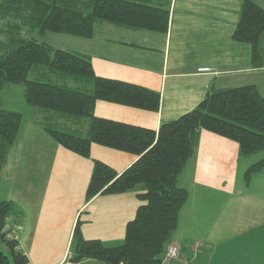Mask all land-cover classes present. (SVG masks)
Listing matches in <instances>:
<instances>
[{
	"label": "crops",
	"instance_id": "crops-1",
	"mask_svg": "<svg viewBox=\"0 0 264 264\" xmlns=\"http://www.w3.org/2000/svg\"><path fill=\"white\" fill-rule=\"evenodd\" d=\"M253 1L264 6V0ZM242 4L172 0L166 33L98 23L94 37L74 36V47L64 48L90 56L96 75L161 96L157 111L100 100L95 115L158 130L161 123L194 109L211 87L254 84L264 96V68L253 67L250 44L232 37ZM137 159L99 144H92L90 158L83 157L53 140L35 117L23 118L0 170V181L7 184L0 202L16 205L18 214L7 227L30 264H80L69 258L78 220L86 239L123 241L142 204L137 191L97 195L90 201L86 192L94 160L121 173ZM240 161L235 141L200 132L196 159L178 179L190 197L171 237L193 264H264V169L247 185L240 179ZM82 264L104 263L87 259Z\"/></svg>",
	"mask_w": 264,
	"mask_h": 264
},
{
	"label": "trees",
	"instance_id": "trees-1",
	"mask_svg": "<svg viewBox=\"0 0 264 264\" xmlns=\"http://www.w3.org/2000/svg\"><path fill=\"white\" fill-rule=\"evenodd\" d=\"M172 0H0V92L23 84L35 122L53 140L83 157L92 144L138 156L123 172L94 160L86 200L97 195L137 191L142 202L128 222L121 242L86 239L82 221L75 226L70 261L96 259L104 264H162L190 192L178 179L196 159L200 132L207 130L235 141L239 157L264 152V96L254 84L211 87L204 99L158 130L95 115L100 100L157 111L160 93L122 80L96 75L90 56L56 48L44 40L49 32L92 38L98 23L166 33ZM237 42L251 46L252 65L264 68V6L243 0L233 32ZM34 73V78H29ZM23 114L0 105V170L15 144ZM264 169V157L245 172ZM12 200L0 202V264H30L6 226L17 215ZM188 263L193 264L184 257ZM172 264H178L172 263Z\"/></svg>",
	"mask_w": 264,
	"mask_h": 264
},
{
	"label": "rangeland",
	"instance_id": "rangeland-1",
	"mask_svg": "<svg viewBox=\"0 0 264 264\" xmlns=\"http://www.w3.org/2000/svg\"><path fill=\"white\" fill-rule=\"evenodd\" d=\"M10 19L0 18V26L9 23ZM76 37L70 35H64L61 33L49 32L46 34L44 40L48 43L51 42L56 48L62 47H74ZM29 78H34V73H31ZM0 105L3 108L20 111L23 114L24 119H30L32 116V107L26 102L25 88L23 84H9L0 92ZM264 157V152L251 157L240 158V179L244 181L246 170L255 162ZM7 184L4 180L0 181V199L6 196ZM0 247L4 248L1 244Z\"/></svg>",
	"mask_w": 264,
	"mask_h": 264
},
{
	"label": "built area",
	"instance_id": "built-area-1",
	"mask_svg": "<svg viewBox=\"0 0 264 264\" xmlns=\"http://www.w3.org/2000/svg\"><path fill=\"white\" fill-rule=\"evenodd\" d=\"M6 230L8 231L7 236L9 238H13V232L11 230H8L7 226ZM177 262L178 264H190L186 259H184V257H182V252L179 244L171 241L165 249L162 264H172Z\"/></svg>",
	"mask_w": 264,
	"mask_h": 264
}]
</instances>
